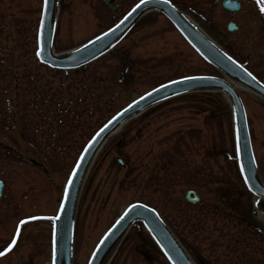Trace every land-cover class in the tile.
Returning a JSON list of instances; mask_svg holds the SVG:
<instances>
[{"label":"rangeland","instance_id":"1","mask_svg":"<svg viewBox=\"0 0 264 264\" xmlns=\"http://www.w3.org/2000/svg\"><path fill=\"white\" fill-rule=\"evenodd\" d=\"M58 1L54 50L64 53L110 29L141 0H116V13L104 0ZM170 1L264 82L258 53L264 49V11L257 0H241V12L232 16L222 0ZM42 5L0 0V180L7 189L0 236L9 232V222L14 227L25 217L57 214L80 153L130 102L179 78L221 77L154 12L86 69L53 70L36 56ZM229 21L238 31L226 29ZM238 93L264 182V100ZM188 189L199 193L200 204L185 200ZM254 200L237 166L228 98L219 91L172 98L120 127L95 157L77 204L72 264H87L103 233L133 203L154 208L196 264H264V215H252ZM51 225L25 227L15 253L0 264H25L32 255L34 264H45ZM106 264L169 262L136 224Z\"/></svg>","mask_w":264,"mask_h":264},{"label":"water","instance_id":"2","mask_svg":"<svg viewBox=\"0 0 264 264\" xmlns=\"http://www.w3.org/2000/svg\"><path fill=\"white\" fill-rule=\"evenodd\" d=\"M113 12L118 9L114 0H104ZM234 5V6H233ZM223 7L237 12L240 3L233 0L223 1ZM58 0H43L42 15L38 31L37 58L42 64L56 70H77L85 68L108 53L146 13H162L180 32L192 48L224 78L211 76H192L171 81L146 93L130 103L112 117L85 146L71 172L64 195L53 221V264H72L73 228L80 191L86 174L101 147L122 125L149 108L182 94L198 91H219L228 97L234 123L237 161L243 181L249 192L258 198L256 207L264 213V183L261 180L253 152L247 116L242 99L234 84H239L264 100V85L242 65L207 38L187 16L167 0H144L138 3L115 26L85 44L62 54L53 49L57 22ZM235 30V24H229ZM243 168V171L241 170ZM247 178V179H246ZM3 183L0 181V198ZM185 200L197 205L201 197L194 189L185 192ZM256 212H254L255 214ZM142 223L152 236L170 264H195L175 234L149 206L142 203L130 205L104 234L94 249L88 264H106L133 224Z\"/></svg>","mask_w":264,"mask_h":264},{"label":"flooded vegetation","instance_id":"3","mask_svg":"<svg viewBox=\"0 0 264 264\" xmlns=\"http://www.w3.org/2000/svg\"><path fill=\"white\" fill-rule=\"evenodd\" d=\"M239 1L241 2V10H242L243 4H242L241 0H239ZM241 10L239 12H236V13L229 12L227 10H224V11H226L228 14H230L232 16V15H238V13H240ZM229 22H231V21H229ZM232 22H235V21H232ZM228 23H227V25H228ZM227 25H226V29H228ZM238 29L239 28H237L234 32L238 31ZM258 53L260 54L261 57H264V49L258 51ZM250 57H248L249 60L251 59ZM242 64L245 65L244 63H242ZM2 182L4 183V186H3V191H2V195H1V199H0V208L2 207L3 203L5 202L4 197H5L6 192H7L5 182L3 180H2ZM33 217L37 218V216H33ZM45 217H48V216H45ZM31 219H33V218L32 217H25L23 219H20L16 222L14 227H12V224L9 222V224L11 225L10 229H8L9 232H7V234L4 233L3 235L0 236V252L4 253V255H0V261L9 260L10 257L15 253V250L17 249V247L20 243V240L22 237V232L25 229V227H27V226L35 223V222H38V221L50 222L52 224V222L50 220L41 219V220L29 221ZM0 226L3 227L2 224ZM13 241H15V244L12 243ZM50 247H51V249L49 252V258H48V261L45 262V264H52V234H51V245H50ZM34 263H35V261H34L33 255L31 256L30 259H28L25 262V264H34Z\"/></svg>","mask_w":264,"mask_h":264},{"label":"snow or ice","instance_id":"4","mask_svg":"<svg viewBox=\"0 0 264 264\" xmlns=\"http://www.w3.org/2000/svg\"><path fill=\"white\" fill-rule=\"evenodd\" d=\"M143 2H144V0H142V3ZM257 2L261 6V11H264V0H257ZM44 4H45V6L47 5V0H44ZM41 53H42V49H41V52H38L37 53V55L39 56V55H41ZM241 170L243 171V168ZM68 183H69V185H71L72 181L70 180ZM12 243L15 244V241H13ZM0 255H4V253L3 252H0ZM53 257H55V248L53 249Z\"/></svg>","mask_w":264,"mask_h":264},{"label":"bare ground","instance_id":"5","mask_svg":"<svg viewBox=\"0 0 264 264\" xmlns=\"http://www.w3.org/2000/svg\"><path fill=\"white\" fill-rule=\"evenodd\" d=\"M102 57H103V56H102ZM102 57H100V58H102ZM100 58H99V59H100ZM99 59H97V60H99ZM97 60H96V61H97ZM94 62H95V61H94ZM92 63H93V62H92ZM236 85H237V91H238V89H242V90H245V91H246L248 94H250V95H253V94H254V93H252L249 89H247V88H245V87H243V86H241V85H239V84H236ZM253 96H257V95L254 94ZM136 118H137V116L135 117V119H136ZM262 217H263V216H259L258 219H259V220H262Z\"/></svg>","mask_w":264,"mask_h":264},{"label":"trees","instance_id":"6","mask_svg":"<svg viewBox=\"0 0 264 264\" xmlns=\"http://www.w3.org/2000/svg\"><path fill=\"white\" fill-rule=\"evenodd\" d=\"M175 232V234L178 236V238L180 239V236L176 233V231H174ZM182 241V240H181Z\"/></svg>","mask_w":264,"mask_h":264}]
</instances>
